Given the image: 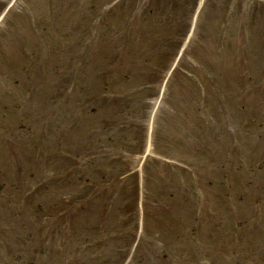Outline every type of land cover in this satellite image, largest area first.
<instances>
[{
	"label": "rangeland",
	"instance_id": "obj_1",
	"mask_svg": "<svg viewBox=\"0 0 264 264\" xmlns=\"http://www.w3.org/2000/svg\"><path fill=\"white\" fill-rule=\"evenodd\" d=\"M191 1H13L0 22V168L12 172L11 167L15 166V171L25 169L27 172L21 178L16 177L15 184L11 182L14 185L7 190L11 189L10 193H0V264H14L17 260L24 264L32 261L33 256L34 264H70L68 255L63 258L34 255V238L27 239L28 247H22L20 241L27 226L35 228L40 235L41 240H36L35 244L41 248L47 244L46 223L37 221L31 214L32 207L25 196L28 191H23L27 186L25 182L30 180V168L37 173L34 177H38L37 184H41L58 165L52 161L47 142L43 115L45 111L49 113L48 108L52 106L44 95L67 84L64 72H74L68 81V90L72 89L73 96L76 92L80 95L84 87L91 93L101 87L126 95L141 92L144 104L139 110L149 111L145 121L144 113L142 118V114L137 113L129 122H120L131 130L133 145L141 125L150 130L146 163L142 165L136 154H131L129 159L142 175L144 194H154L157 184L162 187L152 170L156 161V171H163L160 161L164 153L178 161L188 160L178 164L183 192L175 196L174 204L169 201V208H156L153 212L148 205L143 227L146 224L149 230L142 232L141 242L137 231L134 232V226L141 219H135L134 223L127 214L120 216L119 235L128 234L129 242L135 239L140 244L136 255L141 258L140 264H264V231L258 228L264 213L255 226L238 236L239 231L229 225L238 216L222 208L219 216L226 224L214 226L208 218L214 206L202 195L218 184L227 168L225 178L234 186V191L237 189L238 197L244 198L245 192L241 189L247 188L245 183L264 178V167L253 174L246 170L248 166H240L264 153V126L259 136V131L247 134L245 129L249 128L244 124L253 117L264 123V12H261L264 0H261L263 8H257L253 0H198L196 8L191 7ZM99 7L107 11L104 16ZM118 11L125 14L120 16ZM96 16L99 18L95 20ZM104 28L112 31L104 32ZM120 29L134 36L119 37ZM174 36L185 39L176 57ZM110 42L113 46H109ZM109 60L114 74L102 81L98 75ZM245 70L246 77L242 78L240 74ZM149 73L156 76L151 84L143 86L147 78L153 77ZM122 75L125 79H120ZM28 89L36 92L27 97ZM204 101H207L205 105ZM74 115L71 124V114L63 108L57 107L51 116L55 125L66 124L60 135L61 145L72 152L82 150L86 125L93 127L102 123L100 120L83 121L84 125H78L76 131L68 130L80 120L76 113ZM23 123L30 134L23 135ZM12 132L14 144L7 141ZM52 132L50 125V135ZM229 153L233 157L230 169ZM195 165L199 166L197 171L201 178L194 177ZM192 187L201 195L195 199L201 207L200 213H195L190 196L187 197ZM258 192L262 194L256 188L248 190V194L252 193L250 200L235 203L237 212L234 213H239V208L247 209ZM163 203L158 205L166 206ZM104 206L103 201H96L91 220L104 216ZM217 208L220 210L221 206ZM118 211L117 217L122 213ZM195 218L200 223H195ZM103 220L112 222L113 218L106 214ZM85 225L84 218H77L72 239L62 237V242L56 237L54 242L51 238L48 244L55 246L56 252L76 244L73 256L79 264H137L130 255H127L130 260L127 256L120 257L128 253L124 239L107 247H92L91 240L86 239ZM154 228L157 233L150 235ZM64 229L61 227L60 231ZM153 236L157 242L149 245L147 238ZM19 250L23 251L17 253Z\"/></svg>",
	"mask_w": 264,
	"mask_h": 264
}]
</instances>
